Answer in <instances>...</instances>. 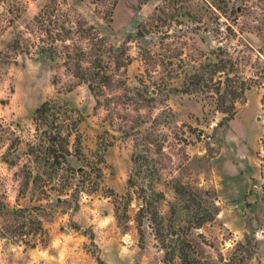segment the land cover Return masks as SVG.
I'll list each match as a JSON object with an SVG mask.
<instances>
[{
    "label": "rangeland",
    "instance_id": "rangeland-1",
    "mask_svg": "<svg viewBox=\"0 0 264 264\" xmlns=\"http://www.w3.org/2000/svg\"><path fill=\"white\" fill-rule=\"evenodd\" d=\"M172 244L264 264V0H0V264H161Z\"/></svg>",
    "mask_w": 264,
    "mask_h": 264
},
{
    "label": "trees",
    "instance_id": "trees-1",
    "mask_svg": "<svg viewBox=\"0 0 264 264\" xmlns=\"http://www.w3.org/2000/svg\"><path fill=\"white\" fill-rule=\"evenodd\" d=\"M87 1L92 2L94 4H100L101 0H87ZM226 28L228 30H230L229 25H227ZM100 76L104 78L106 75L104 73H102ZM226 80H228V77H226L224 79V81H226ZM226 86H227V84H226ZM226 86L223 85V87L218 88L216 90L217 97H218L216 100V108L219 112L224 114L221 117L219 124H222V123H225L226 121H228L232 115V111H231L232 103H230L228 106L226 104H224L225 97L227 96L226 95L227 94V87ZM47 110H48L47 109V101H44L34 110V113H36V115H43L44 113L47 112ZM54 137H55V134H53V133H49L47 135L46 141L48 144L46 146V150H47V153L53 157V159H56L57 157L62 156V154L60 153L61 145L55 144V141H54L55 138ZM56 154H59V155H56ZM35 178L39 179L40 177L38 175H36L34 177V179ZM148 206H149L148 204L140 202L139 206L136 209L134 217H133V220L135 221L136 232L138 234V242L140 245H142V242H143L144 228H145L142 225V217L146 214ZM14 211L20 216L30 214L28 207H18ZM194 224H195V226L193 228L199 227L202 224V219L196 218V220L194 221ZM157 234H158L157 230L154 229V236H156V239L158 236ZM159 242L161 243L163 241L159 240ZM32 244H31V247H32ZM167 246L170 248V252L167 251ZM161 250L163 251L161 264H176L177 260H174L175 258L178 259V264H187L185 257L188 256V254H187V251L184 247H176V245L172 244L171 246L170 245L163 246L161 248ZM175 251L178 253L174 254Z\"/></svg>",
    "mask_w": 264,
    "mask_h": 264
},
{
    "label": "water",
    "instance_id": "water-1",
    "mask_svg": "<svg viewBox=\"0 0 264 264\" xmlns=\"http://www.w3.org/2000/svg\"><path fill=\"white\" fill-rule=\"evenodd\" d=\"M70 164L71 166H73V168L76 170V171H81L82 170V167L77 165V164H74L73 162L70 161ZM59 201V197H56L55 198V202H58Z\"/></svg>",
    "mask_w": 264,
    "mask_h": 264
}]
</instances>
